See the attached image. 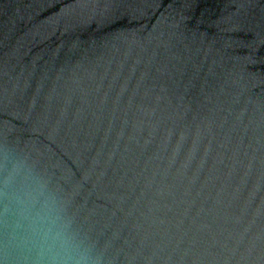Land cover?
I'll return each instance as SVG.
<instances>
[{"label": "water", "instance_id": "95a60500", "mask_svg": "<svg viewBox=\"0 0 264 264\" xmlns=\"http://www.w3.org/2000/svg\"><path fill=\"white\" fill-rule=\"evenodd\" d=\"M18 198L89 264H264V0H0V264Z\"/></svg>", "mask_w": 264, "mask_h": 264}, {"label": "clouds", "instance_id": "9594fccd", "mask_svg": "<svg viewBox=\"0 0 264 264\" xmlns=\"http://www.w3.org/2000/svg\"><path fill=\"white\" fill-rule=\"evenodd\" d=\"M18 202L22 206L20 220L28 225L23 242L33 246L36 264H89L87 255L46 206L33 215L23 199L18 198ZM21 226L19 222L16 224L17 228Z\"/></svg>", "mask_w": 264, "mask_h": 264}]
</instances>
